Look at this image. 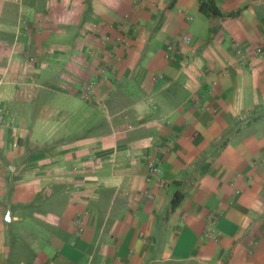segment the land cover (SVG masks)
Segmentation results:
<instances>
[{
    "label": "crops",
    "instance_id": "crops-1",
    "mask_svg": "<svg viewBox=\"0 0 264 264\" xmlns=\"http://www.w3.org/2000/svg\"><path fill=\"white\" fill-rule=\"evenodd\" d=\"M213 1L0 0V264H264V0Z\"/></svg>",
    "mask_w": 264,
    "mask_h": 264
},
{
    "label": "trees",
    "instance_id": "trees-1",
    "mask_svg": "<svg viewBox=\"0 0 264 264\" xmlns=\"http://www.w3.org/2000/svg\"><path fill=\"white\" fill-rule=\"evenodd\" d=\"M199 11L200 12H207V13L211 14L212 16H215V17L222 16L221 11L216 6V4L213 0H199ZM181 199H182V194L178 193V192L175 193L172 200H171L172 207H176Z\"/></svg>",
    "mask_w": 264,
    "mask_h": 264
},
{
    "label": "built area",
    "instance_id": "built-area-1",
    "mask_svg": "<svg viewBox=\"0 0 264 264\" xmlns=\"http://www.w3.org/2000/svg\"><path fill=\"white\" fill-rule=\"evenodd\" d=\"M183 41L184 42H188L189 39L187 37H184ZM149 172H150V175H157L158 172H159L158 169H157V167L152 162L149 163ZM206 235L208 237H211V234L210 233H206Z\"/></svg>",
    "mask_w": 264,
    "mask_h": 264
}]
</instances>
